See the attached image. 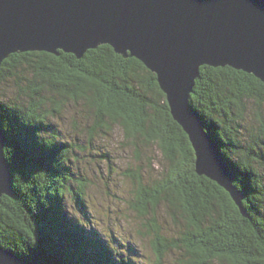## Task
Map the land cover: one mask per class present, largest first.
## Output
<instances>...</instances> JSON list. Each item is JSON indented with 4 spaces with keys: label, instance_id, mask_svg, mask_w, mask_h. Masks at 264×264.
Masks as SVG:
<instances>
[{
    "label": "trees",
    "instance_id": "trees-1",
    "mask_svg": "<svg viewBox=\"0 0 264 264\" xmlns=\"http://www.w3.org/2000/svg\"><path fill=\"white\" fill-rule=\"evenodd\" d=\"M13 78L24 86L20 101L0 102L13 190L12 198L0 201V248L40 264H135L67 211L66 196L85 207L87 182L71 166L70 145L58 140L50 119L65 104L80 103L92 121L91 136L118 125L128 140L157 146L167 173L154 187L137 176L134 207L146 215L165 202L182 212L190 223L183 239L191 264H264V83L229 67L203 66L189 96L232 170L244 217L222 188L196 175L187 135L173 120L155 74L138 60L108 45L81 59L62 51L16 53L1 64L0 85ZM247 114L256 126L245 135L240 125Z\"/></svg>",
    "mask_w": 264,
    "mask_h": 264
},
{
    "label": "water",
    "instance_id": "water-1",
    "mask_svg": "<svg viewBox=\"0 0 264 264\" xmlns=\"http://www.w3.org/2000/svg\"><path fill=\"white\" fill-rule=\"evenodd\" d=\"M102 45L155 74L194 150L196 175L222 188L246 217L232 170L189 96L203 66L264 83V0H0V66L16 53L62 51L81 59ZM6 142L0 130V201L13 197ZM0 264L40 263L0 248Z\"/></svg>",
    "mask_w": 264,
    "mask_h": 264
},
{
    "label": "rangeland",
    "instance_id": "rangeland-1",
    "mask_svg": "<svg viewBox=\"0 0 264 264\" xmlns=\"http://www.w3.org/2000/svg\"><path fill=\"white\" fill-rule=\"evenodd\" d=\"M21 83L13 78L1 84L0 102L20 101ZM249 108L255 111L251 105ZM50 124L58 140L70 145L71 166L87 182L85 207L78 208L66 196L71 220L96 231L111 249L135 264H191L189 242L183 239L190 223L184 214L173 212L165 202L146 215L134 207L137 176L154 187L167 173L169 164L157 146L140 138L128 140L118 125H108L91 136L92 121L80 103L65 104ZM255 126L252 114H247L240 129L247 135ZM208 264L229 263L222 260Z\"/></svg>",
    "mask_w": 264,
    "mask_h": 264
}]
</instances>
